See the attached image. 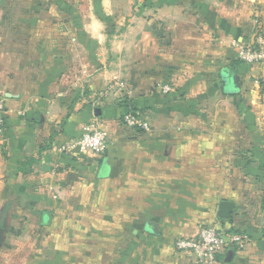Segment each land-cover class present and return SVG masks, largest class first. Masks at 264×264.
I'll return each instance as SVG.
<instances>
[{
  "label": "crops",
  "instance_id": "obj_1",
  "mask_svg": "<svg viewBox=\"0 0 264 264\" xmlns=\"http://www.w3.org/2000/svg\"><path fill=\"white\" fill-rule=\"evenodd\" d=\"M6 7L0 264H16L23 237L20 264H200L174 242L206 225L239 237L217 264H264V159L240 152L264 114V64L238 57L264 30V0ZM90 122L109 133L105 153L69 151Z\"/></svg>",
  "mask_w": 264,
  "mask_h": 264
},
{
  "label": "built area",
  "instance_id": "obj_2",
  "mask_svg": "<svg viewBox=\"0 0 264 264\" xmlns=\"http://www.w3.org/2000/svg\"><path fill=\"white\" fill-rule=\"evenodd\" d=\"M260 28V27H258ZM238 57L247 63L264 64V35L262 28L254 32V38L250 43L241 46ZM168 90V89H165ZM4 108L0 106V136L4 133ZM123 122L128 127L142 125L135 115L126 114ZM110 136L106 129L98 122H90L84 126L82 135L72 139L66 145L74 154H103L109 146ZM239 240L222 227L206 225L200 227L194 235L178 237L174 246L177 251L186 252L195 258L200 264H217V256L222 253L231 242Z\"/></svg>",
  "mask_w": 264,
  "mask_h": 264
},
{
  "label": "rangeland",
  "instance_id": "obj_3",
  "mask_svg": "<svg viewBox=\"0 0 264 264\" xmlns=\"http://www.w3.org/2000/svg\"><path fill=\"white\" fill-rule=\"evenodd\" d=\"M6 2H7V0H0V13H4L5 10H7ZM258 27L259 26H257L255 28V31L260 29ZM262 33L264 35V30H262ZM250 42H251V40L248 41V43H250ZM125 67H127V66H125ZM123 72H125V69H123ZM119 80H121V79L117 76L116 81L119 82ZM260 105H261V109H263L264 108V99H263V102L260 103ZM257 116H258L259 121H257L256 123H259V124H257V125H259V126H257V127H259V129L255 131L254 146L252 145V148H251L252 151L250 150V154H248V152L246 150H244V149L240 150L241 155L244 158H250V157L255 158V156L258 155L260 158L264 159V114L262 112H260V113H258ZM27 243L29 244L27 237H23V238H21V240L18 243H15V247H17L16 251H17V254L19 255V260L16 262V264H20L23 262L22 254H24V251L25 252L27 251V249H24L23 247H24V244H27ZM31 243L33 244L35 242L32 241ZM86 247L87 246L83 247L84 251L88 252ZM32 248H34V247H32ZM84 264H88V263H84Z\"/></svg>",
  "mask_w": 264,
  "mask_h": 264
},
{
  "label": "water",
  "instance_id": "obj_4",
  "mask_svg": "<svg viewBox=\"0 0 264 264\" xmlns=\"http://www.w3.org/2000/svg\"><path fill=\"white\" fill-rule=\"evenodd\" d=\"M223 83L225 86V92L226 93H231L234 90L230 87V80L228 77H224L223 78ZM235 204L232 201H227V200H223L220 202L219 205V210H218V216L221 217L222 219H229L233 209H234Z\"/></svg>",
  "mask_w": 264,
  "mask_h": 264
},
{
  "label": "trees",
  "instance_id": "obj_5",
  "mask_svg": "<svg viewBox=\"0 0 264 264\" xmlns=\"http://www.w3.org/2000/svg\"><path fill=\"white\" fill-rule=\"evenodd\" d=\"M259 83L261 86V94L264 96V79H260Z\"/></svg>",
  "mask_w": 264,
  "mask_h": 264
}]
</instances>
